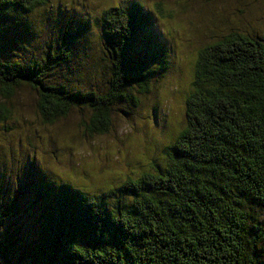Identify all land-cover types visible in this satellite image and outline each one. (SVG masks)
Instances as JSON below:
<instances>
[{"label": "trees", "instance_id": "1", "mask_svg": "<svg viewBox=\"0 0 264 264\" xmlns=\"http://www.w3.org/2000/svg\"><path fill=\"white\" fill-rule=\"evenodd\" d=\"M49 3L0 0V123L26 88L44 125L88 111L83 135H105L115 105L133 108L151 91L166 50H134L152 23L141 3L110 6L99 16L105 50L91 62L98 81L72 87L65 76L88 68L76 51L88 21L42 39L35 18L46 22ZM24 37L29 54L40 51L29 60L17 52ZM146 38L154 44L153 32ZM191 70L185 123L159 150L163 163L95 194L44 173L35 212H20L19 194L0 207V264H264V39L222 36L199 49Z\"/></svg>", "mask_w": 264, "mask_h": 264}, {"label": "rangeland", "instance_id": "2", "mask_svg": "<svg viewBox=\"0 0 264 264\" xmlns=\"http://www.w3.org/2000/svg\"><path fill=\"white\" fill-rule=\"evenodd\" d=\"M133 1L141 3L152 20L136 38L134 50L150 52L155 44L163 45L166 69L155 79L151 91L139 98L137 106L115 105L109 132L95 138L83 135L88 111L75 110L53 125H44L37 113L36 93L20 88L11 101L14 115L0 123V207L9 196L19 194L20 212H35L30 205L44 173L50 181H68L95 194L149 170L152 164L161 165L164 158L159 150L175 140L176 131L185 123L190 73L199 49L231 33L264 39V0H50L46 7L50 12L43 14L46 22L35 18L42 22V29L45 27V32L39 33L42 39L58 35L67 21H88L87 39L80 41L76 51L80 57L88 56L89 69L65 76L74 82L72 87L80 81L88 85L98 81V73H91V62L105 50L99 39V16L110 6L125 7ZM157 5L162 6V14ZM149 32H153L154 44L148 46L144 40ZM29 40L24 37L17 47L18 55L26 60L40 53L29 54Z\"/></svg>", "mask_w": 264, "mask_h": 264}, {"label": "bare ground", "instance_id": "3", "mask_svg": "<svg viewBox=\"0 0 264 264\" xmlns=\"http://www.w3.org/2000/svg\"><path fill=\"white\" fill-rule=\"evenodd\" d=\"M43 107V106H42ZM40 108V107H39Z\"/></svg>", "mask_w": 264, "mask_h": 264}]
</instances>
